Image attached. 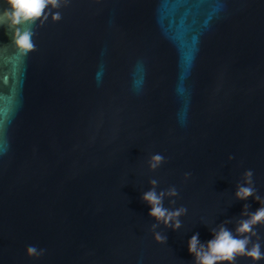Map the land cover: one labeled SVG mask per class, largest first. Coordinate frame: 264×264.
<instances>
[{
	"label": "water",
	"instance_id": "water-1",
	"mask_svg": "<svg viewBox=\"0 0 264 264\" xmlns=\"http://www.w3.org/2000/svg\"><path fill=\"white\" fill-rule=\"evenodd\" d=\"M60 3L25 56L0 26V264H193V234L260 207L233 198L246 170L264 201V0ZM152 179L187 210L166 243Z\"/></svg>",
	"mask_w": 264,
	"mask_h": 264
},
{
	"label": "clouds",
	"instance_id": "clouds-1",
	"mask_svg": "<svg viewBox=\"0 0 264 264\" xmlns=\"http://www.w3.org/2000/svg\"><path fill=\"white\" fill-rule=\"evenodd\" d=\"M7 7L0 12V26H6L11 29V43L17 49L20 55L25 56L35 50L33 36L35 35L32 26L39 21L43 24L49 17L50 9H58L61 6L60 0H6ZM49 5L51 8H49ZM51 19L58 21L61 14L51 13ZM232 157H229L231 160ZM164 162L161 154H154L148 160L149 170L157 169ZM190 173H185L188 177ZM151 187L143 192L141 200L150 206L148 215L157 223L151 226L154 232V239L157 242L166 243L167 237L155 229L159 224L165 228H171L173 231L181 228L180 217L185 215L186 208L179 207L169 210L164 207L163 201L166 197H176L177 190L174 187L166 191H156L158 181L152 179L149 181ZM236 190L233 198L244 201L252 198L258 202L260 207L254 212H249V205L245 204L240 213V218L236 220L233 229H229L227 224L231 221H224L214 228H210L212 238L202 243L199 240V234H193L187 241V251L193 257V264H234L238 256L247 257L253 264L264 260V252L261 251L259 240L252 241L256 236L254 226L264 224V201L257 195L253 186V172L246 170L243 173V182L236 184ZM170 200L169 203H174ZM234 233L239 235H234ZM249 245H251L249 247ZM44 249H38L30 245L25 249V254L29 257H39L43 255Z\"/></svg>",
	"mask_w": 264,
	"mask_h": 264
}]
</instances>
